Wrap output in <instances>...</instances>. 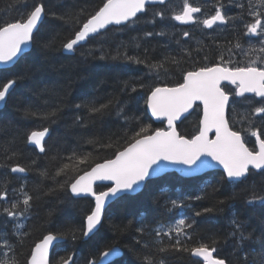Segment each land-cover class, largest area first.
<instances>
[{
    "label": "trees",
    "instance_id": "obj_1",
    "mask_svg": "<svg viewBox=\"0 0 264 264\" xmlns=\"http://www.w3.org/2000/svg\"><path fill=\"white\" fill-rule=\"evenodd\" d=\"M41 2L45 4L47 13L63 14L81 7L92 11L100 5L101 0H27L29 6ZM161 8L165 11V18L161 20L157 17L154 23H149L154 12ZM171 9L174 8L170 3L147 7L134 27L120 30L110 27L104 44L105 51L114 54L116 46L123 43L125 49L122 50H126L128 55L146 58L148 63L162 61L165 57L181 60L179 67L168 65L167 72H150L145 64L110 58L101 60V52L97 50L100 46L97 37L87 40L83 46L75 49L73 55H65L62 45L74 37L75 29L73 25L54 19L51 15L44 16L34 35L30 52L12 68L0 70V84L13 78L21 70L26 72L23 79L17 80L4 106L0 108V191L7 192V200L0 201V207L8 206L18 198L21 185L33 196L27 219L6 223V218L0 216V234H11L15 223L23 224V231L28 233L23 245L16 247L17 259L21 264H24L30 249L43 235L83 228L86 216L93 208L92 200L74 199L68 189L60 190L50 176L42 177L40 172L54 174L62 164L71 166L74 161L67 157L73 150L78 154H90L88 163L79 165L82 170H90L95 163L112 158L115 152L114 147L101 148L87 143L90 138H104L106 143L107 137L111 135L112 140L118 141L122 146L127 141L125 129L130 136L132 131L138 130L142 125H151L153 130L164 127L162 123H153L146 114L144 101L150 89L156 86L171 87L182 82V70H192L194 66L206 63L210 66L221 52L232 47L237 38H241L237 31L219 38L190 35L183 39L177 33L175 20L171 19ZM24 11V0H0V21L19 18V14ZM144 32H153L154 35L145 37ZM158 32H163L164 35H155ZM44 44L49 46L44 47ZM137 44L140 45L138 48ZM182 49L189 50L191 56H186ZM90 50L93 51L92 55L88 54ZM236 51L237 49L233 50V55ZM205 56L208 57L207 61ZM125 82H128L127 89ZM140 84L144 87L140 88ZM133 85L137 86L136 92L131 91ZM93 101L97 104L111 102V107L103 114L91 115L86 106L75 108L77 104L87 105ZM29 104L49 110L58 107L60 111L54 122L31 118L24 113ZM255 105L256 101L246 99L231 104L227 117L233 130L248 127V121H241V116L247 113L248 120L264 132V116H251ZM120 107L124 109L123 116L118 115ZM77 115L83 117L85 126L73 123ZM124 116L129 118L127 124ZM133 117H139V120L132 119ZM199 120V108L196 107L178 125V132L191 138L198 132ZM44 127L50 129V134L45 142L46 152L38 154L26 144V134L33 130H43ZM242 135L249 138L246 143L252 149L254 144L250 134L242 132ZM9 148L6 152L5 149ZM11 151H16L17 155L12 159H5ZM15 164L28 169L24 176L10 172V166ZM69 174L74 175L71 171ZM57 179L63 180L65 177ZM253 183L258 187L264 186V177L252 172L246 180L232 183L219 173H211L199 179H182L176 174H168L151 180L139 194L123 196L111 204L104 214L101 226L87 240L79 232L75 241L71 235L63 239V243L54 248L50 264H59L60 259L67 258L68 255L74 256L73 264H87L88 260L98 259L99 252L106 251L113 245L121 249L122 257L111 264H143L142 257L145 254L153 255L156 264L160 259L165 264H201L189 253L173 250L159 253L153 247L157 240L154 230L181 218H186L193 224V228L189 230L190 238H181L184 244L192 247L200 242L211 243L218 238L216 255L226 258L228 264H244L243 259L238 260L234 254L235 241L229 236L233 231L232 220L235 218L244 221L247 231L254 233L253 240L244 245L248 264H264V204L246 203ZM50 188L55 190L49 193ZM105 189L96 187L97 192ZM197 196L200 199H195ZM171 200L182 202L183 206L172 208ZM205 208L212 211L203 212ZM196 212L202 214L196 216ZM140 227L145 228L144 234L137 232ZM172 235L171 241L168 237L160 238L164 245L174 243L175 234ZM137 240L141 243L137 244ZM144 244L149 247H143ZM0 259H4L3 255H0Z\"/></svg>",
    "mask_w": 264,
    "mask_h": 264
},
{
    "label": "snow or ice",
    "instance_id": "obj_2",
    "mask_svg": "<svg viewBox=\"0 0 264 264\" xmlns=\"http://www.w3.org/2000/svg\"><path fill=\"white\" fill-rule=\"evenodd\" d=\"M26 11L19 14V18L12 20L0 21V65H14L24 53L25 48L30 46L34 40V33L38 29V24L45 15H51L54 19H59L66 24L73 25L74 37L69 38L62 47L65 51L72 52L75 46L85 42L90 38L97 37V49L101 52L99 59L123 60L127 63L145 64L150 72L169 70L168 65L180 66L181 60L176 57H165L162 61L148 63L146 58L141 59L139 56L128 55L123 43L118 44L113 50L114 54L105 51L104 44L107 41L106 33L109 26L121 28L134 27L140 13H145L150 4L166 5V0H101L100 5L92 11H87L81 7L75 11L65 13L51 12L47 13L46 6L43 2L28 5L24 0ZM231 2V0H229ZM241 10L238 17H229L224 12V5L221 0H216L214 5V14L198 20L194 14L200 13L199 6H193L190 0H183L182 8L171 9V19L181 24L199 23L206 29H212L214 25H225L230 20L238 19L244 21L245 12L251 20L243 22L244 31L242 35L249 39V46L243 51L246 62L237 61L233 56L234 49H242L239 38L232 44V47L221 52L217 57V62L210 66L206 63L203 66L193 67L192 70H182V82L174 86H156L150 89L146 100L144 101L147 109L151 112L152 117L157 120H166V127L152 129L151 125H142L138 130L132 131L128 135L125 129L127 141L121 146L118 141H113L111 135L104 138H90L86 142L101 148H115L112 158L105 159L102 163H95L90 170H82L79 165L87 164L90 154H78L73 150L67 157L68 160L74 161L69 164H62L57 167L54 174L47 171H41L42 177L49 176L55 182L60 190L68 189L74 196L87 195L94 199V207L90 214L86 216L84 227L81 229H70L67 232H49L43 235L39 242L35 243L30 249V254L26 256L24 264H49V249L56 241L66 239L71 235L73 241L77 233L87 239L93 234L103 222L106 205L113 198L122 194L134 193L145 185V182L154 176H159L166 169L162 162L169 165L185 166L181 171H194L202 167H211L212 162L223 169V177L228 181L241 182L246 180L252 170H258L257 174L264 177V132L257 129L254 124L248 120V114L241 116V121H248L247 128L233 130L230 126L229 119L226 117V110L230 105V96L244 97L246 93H252L260 98L261 106L254 107L251 116H264V0H256L255 3L249 0L247 6L242 3L235 5ZM11 11V7L9 8ZM163 20L165 11L163 8L156 10L153 19L148 21L154 23L156 18ZM145 37H151L153 32H144ZM162 36L163 32L155 33ZM190 33L183 32V37L187 38ZM257 38L258 45L251 43L252 38ZM177 43H180L177 41ZM48 47V44H44ZM140 45L137 44L138 48ZM186 56H191V52L182 49ZM200 51L201 49H197ZM147 52V50H145ZM89 55L93 51H89ZM207 61L208 57H204ZM26 75L25 70H21L16 76L0 84V104L6 102L10 90L14 87L18 79H23ZM222 82H228L234 86V91L226 90ZM128 82H125L127 89ZM140 88L144 85L140 84ZM132 92L137 91V86L131 87ZM200 102L203 105V116L199 120L198 132L187 138L181 135L176 128V122L181 119L182 114L189 112L190 109ZM47 103V102H45ZM86 106L89 114H103L111 107L108 104H97L89 102L87 105L77 104L76 109ZM60 111L58 107L49 109H40L31 104L25 107L24 113L27 117L38 118L43 120H52ZM118 115H124V109L119 108ZM132 119L139 120V117ZM125 123L129 118L124 116ZM73 123L77 126H85L83 117L77 115ZM50 132L48 127L43 130H33L26 134V144L32 145L40 153L46 152L45 137ZM214 132V138L209 133ZM242 132H247L256 138V148L250 149ZM9 149H5L8 152ZM17 155L16 151H11L5 159H12ZM28 169L19 164L10 166L11 173H24ZM74 173L70 175L69 172ZM82 172V174H80ZM65 179H57L59 177ZM97 181H109L110 186L105 191L97 192L95 184ZM55 189H48L51 193ZM19 196L12 200L8 206L0 207V216L6 218L7 222L19 221L21 218L27 219L32 207L31 201L33 196L24 190L21 185L18 190ZM250 195L246 201L248 204L260 202L264 204V186H257L253 183L250 186ZM195 199H200L199 196ZM7 200V192L0 191V201ZM172 208H180L182 202L171 200ZM212 209L205 208L203 212H210ZM201 212H196L200 216ZM233 231L229 236L235 241L234 254L238 260L243 259L244 264H248L247 253L244 252V245L253 240L254 233L248 232L244 221L233 219ZM23 224L15 223L11 234H0V264H21L17 259L16 247L23 245L28 233L23 231ZM127 227V226H124ZM193 224L189 223L186 218L177 220L174 224L169 225L167 231L163 228L154 230L157 240L153 247L159 253H165L169 250L177 252H186L193 257L199 258L201 264H228L226 258L216 255L219 243L218 238L213 239L211 243L200 242L195 246L188 247L182 242V237L190 238L189 230ZM120 230V229H118ZM137 232L144 234L145 228L140 227ZM174 243L164 245L162 237H168ZM15 237L13 241L12 238ZM137 244L141 241L137 240ZM143 247H149L144 244ZM243 253L241 257L240 254ZM11 254V256H9ZM121 255L120 249L113 245L107 251L99 252V260L96 258L87 261V264H107V258L118 257ZM73 256L61 258L59 264H70ZM143 264H156L153 255L145 254L142 257ZM158 264H165L160 259Z\"/></svg>",
    "mask_w": 264,
    "mask_h": 264
},
{
    "label": "flooded vegetation",
    "instance_id": "obj_3",
    "mask_svg": "<svg viewBox=\"0 0 264 264\" xmlns=\"http://www.w3.org/2000/svg\"><path fill=\"white\" fill-rule=\"evenodd\" d=\"M180 2L183 3V0H180ZM252 2L255 3L256 0H252ZM190 3H192L193 6H199L201 8V12L195 14L198 20H202L206 16L214 14V11H215L214 5L216 3V0H190ZM221 3H223L224 5L223 10L226 15H228L229 17H238L240 15L241 10L237 8L235 5L237 3H242L245 6H247L249 3V0H231V2H229V0H221ZM250 20H251V17H248L245 12L243 22H248ZM243 22L238 19L230 20L225 25H220V24L214 25L212 29H206L202 26V24L194 23L191 27L181 25L179 26V29L180 31L183 28L189 30L192 37H200V36L209 37L210 36L211 38H219V37L228 36V34L238 31L239 34L241 35L240 43L242 45V49H237L236 53L233 56L237 61L244 62L243 59L246 60L247 58L244 57V55H242V52L248 49L249 39L242 35L244 31ZM251 43L259 46L258 40L255 37L252 38ZM216 61L217 60H215V63ZM244 98L249 99L248 97H244ZM240 100L241 99H238L236 101H240Z\"/></svg>",
    "mask_w": 264,
    "mask_h": 264
},
{
    "label": "water",
    "instance_id": "obj_4",
    "mask_svg": "<svg viewBox=\"0 0 264 264\" xmlns=\"http://www.w3.org/2000/svg\"><path fill=\"white\" fill-rule=\"evenodd\" d=\"M150 5H151V4H150ZM140 14H141V13H140ZM138 15H139V14H138ZM43 19H44V17L42 18V20H41L40 23L38 24V28L40 27V25H41ZM112 26H113V27H116L115 25H111V26H109V28L112 27ZM37 30H38V29H37ZM37 30L35 31V33L37 32ZM35 33H34V34H35ZM85 42H86V41H85ZM85 42H81L80 44H78L77 46H75V48L84 45ZM31 47H32V43L30 44V46H28V47L25 48V51H24V53L21 55L20 58H22L25 54L29 53L30 50H31ZM63 53H64L65 55L70 56V55H72L73 51H72V52H68V51H65V50L63 49ZM16 63H17V62H16ZM16 63H15V64H16ZM15 64H14V65H15ZM14 65H10V66H8V65H0V70H7V69H10V68H12ZM222 84H229V83H228V82H222ZM246 94H252V93H246ZM4 104H5V102H4L3 104H0V108L3 107ZM199 104H200V102H196V105H199ZM194 106H195V105H194ZM200 106H201V109H202V115H201V118H202V116H203V105L200 104ZM193 109H194V107H193L192 109H190L189 112L182 114L181 119L178 120V121L176 122V125L180 124L185 118H187V117L190 115V113L192 112ZM146 112H147V115H148V116H149L154 122H161V120H157L155 117H152L151 112L147 109V106H146ZM163 121H166V120H163ZM166 124H167V121H166ZM166 124H165V127H166ZM49 134H50V132H49ZM49 134L46 135V137H45V141L47 140ZM209 135H210V137L213 136V138H214V135H215V134H214V132H211V133H209ZM255 140H256V138H255ZM29 146H30V147H33V148L35 149L34 146H32V145H29ZM35 150L38 152V154H42V153H40L37 149H35ZM162 166L165 167L166 170H165L162 174H160L159 176H154V177L150 178L149 180H147V181L145 182V184H146L148 181H150V180H153V179H156V178H160V177H162V176H164V175H166V174H169V173H176V174H178L179 176H181V177H183V178H192V177L202 176V175H204L205 173L210 172V171H220V172L223 173V169H222L221 167H219V166H216V165H215V162H212V166H211V167H202V168H199L198 170L188 171V172L181 171V169H183V168L185 167V166H183V165H169V164H167L166 162H162ZM255 171L258 172V170H255ZM14 174H19V175H22V176L24 175V173H14ZM226 180H227V179H226ZM110 184H111V182H109V181H97L96 184H95V186H96V185L110 186ZM144 186H145V185H144ZM144 186H143L142 188L138 189V190H137L136 192H134V193H126V194H122V195H120V196L117 197V198H113V199H111V200L109 201V203L106 205L105 212H106V210L108 209V207H109L111 204H113L115 201H117L119 198H121V197H123V196H125V195L135 196V195L139 194V193L143 190ZM70 193H71V191H70ZM71 194H72V193H71ZM72 196H73L74 198H87V197H89V198H91V199L93 200V204L95 203V202H94V199H93L91 196H87V195L74 196L73 194H72ZM105 212H104V213H105ZM100 226H101V225H100ZM100 226H98L97 230L99 229ZM97 230H95L94 233H95ZM94 233H93V234H94ZM93 234H90V237H91ZM87 239H88V238H87ZM87 239L84 238V240H87ZM61 242H62V240L56 241V242L54 243V245L50 247V249H49V255H50V252H51L52 248H53L56 244H58V243L60 244ZM119 249H120V248H119ZM120 251H121V250H120ZM120 257H122V253H121V255L118 256V257H112V256L108 257V258H107V264H109V263H111V262H115V261H117ZM194 258L197 259V260H199V258H197V257H194ZM98 260H99V259H98ZM49 264H50V257H49ZM70 264H71V262H70Z\"/></svg>",
    "mask_w": 264,
    "mask_h": 264
},
{
    "label": "bare ground",
    "instance_id": "obj_5",
    "mask_svg": "<svg viewBox=\"0 0 264 264\" xmlns=\"http://www.w3.org/2000/svg\"><path fill=\"white\" fill-rule=\"evenodd\" d=\"M35 34H36V33H35ZM24 175H25V173H24ZM57 245H59V243L56 244V245L52 248V250H51V252H50V255H49L50 258L52 257V254H53L54 248H55ZM106 251H107V250H106ZM72 256H73V255H72ZM120 258H121V257H120ZM120 258H119V259H120ZM193 258H194V257H193ZM119 259H118V260H119ZM194 259H195V258H194ZM73 260H74V256H73ZM73 260H72L71 264H73V262H74ZM111 263H113V262H111ZM111 263H109V264H111Z\"/></svg>",
    "mask_w": 264,
    "mask_h": 264
},
{
    "label": "rangeland",
    "instance_id": "obj_6",
    "mask_svg": "<svg viewBox=\"0 0 264 264\" xmlns=\"http://www.w3.org/2000/svg\"><path fill=\"white\" fill-rule=\"evenodd\" d=\"M174 223H175V222H174ZM174 223H172V224H174ZM172 224H169V225H172ZM169 225L161 226V228H163L164 231H167V228H168Z\"/></svg>",
    "mask_w": 264,
    "mask_h": 264
}]
</instances>
